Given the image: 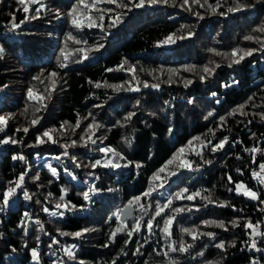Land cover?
I'll return each mask as SVG.
<instances>
[{"label":"trees","instance_id":"16d2710c","mask_svg":"<svg viewBox=\"0 0 264 264\" xmlns=\"http://www.w3.org/2000/svg\"><path fill=\"white\" fill-rule=\"evenodd\" d=\"M42 2L51 9H59L61 18L57 20L53 12L46 11L39 19L23 24L15 33L9 32L6 27L11 19L9 14H14L19 22L25 13L21 11L17 0L0 2V45L6 49L3 59H0V115L10 117L5 131L0 132V138L7 134L23 139V144L0 145V204L8 182L14 181L25 168H28V175L24 186L32 196L31 200L25 201L18 189L17 195L10 199L9 206L0 212V233H3L0 237V264H34L30 249L37 245V236L40 238V264H53V261L59 264L60 260H64L66 264H79L80 260L84 264H112V261H116V264H167L163 253L167 251L170 241L161 232L163 220L161 217L156 218L160 226H154V234L151 236L143 225L154 213L157 201L164 203L169 196L174 197L176 192L185 187L189 189V194L200 192L201 196L191 201L186 198L173 200L174 207L186 210L176 214L171 226V240L177 241V246L180 239L193 244L184 254L170 253L179 264H205L206 261L215 264V261L225 255L215 247L221 240L226 242L227 249L224 264H249L253 259L259 260L256 251L247 249L241 242L248 239L243 228L246 219L254 224L264 221V213L260 211L264 205L242 194L237 195L234 190L230 192L228 189H234L235 185L229 184L228 176L234 182L244 181L248 187L264 194V189L251 177L252 169H258V163L264 161V155L257 152V163L254 164L253 154L243 151L245 147L264 148V122L260 121L259 115H253L264 111V33L254 31L264 26V2L240 0L241 3L251 2L253 7L235 13H227V8L233 6L234 0H208L212 5L219 2L220 7L215 12L207 6L201 8L196 4H191L192 11H187L180 7L182 0H176L175 5L170 2L167 5L133 8L131 11L119 9L114 4H100V8L114 10L113 13L105 14L103 24L106 33H102L99 28L86 26L77 29L65 18V13L76 0ZM120 12L125 13L123 22L115 28H107L109 16ZM193 12H199L203 19H199ZM221 12L227 14L220 15ZM91 14L98 16L95 11ZM189 30L194 33L193 36L177 39L171 45L157 46L167 35L177 33L187 36ZM69 33L88 43L75 44L68 40ZM248 35L258 39L246 41L244 37ZM97 44H102L103 47L97 48ZM77 48L87 51L80 54L75 51ZM234 48L259 50L246 57L241 64L229 68L227 65L231 62L230 53ZM61 49L69 56L66 68L59 67L61 62H65ZM217 53L229 55L226 58ZM83 55L88 58L83 59ZM78 59L81 62L76 63ZM124 61H127L124 68L118 69L117 66ZM209 61H214L220 67L216 68L211 78L200 83L199 75L203 74V66L209 65ZM215 64L209 66L214 67ZM193 65L196 67L192 68ZM129 67L135 69L134 73L127 71ZM107 68H112L113 71L107 72ZM41 71L45 76L53 71L59 73L58 77L52 78L56 82L54 90L51 89L52 81L46 80L41 84L32 79ZM133 74L136 80L132 79ZM89 80L93 84H89ZM186 80H192L193 84L185 87ZM233 80H238L239 83L233 84ZM145 81L149 84L148 88L143 86ZM95 82H100L101 87L96 88ZM106 84L137 87L139 91L121 89L116 92L111 87H106ZM152 84H159V89L152 88ZM225 84L231 87H224ZM46 85L50 98L44 101L46 107L35 114L41 117L39 122L30 126V121L34 118L33 107L39 106V102L27 99V89L31 87L38 94L49 96V92H45ZM211 92H216L217 96L212 97ZM248 97L253 99L249 101ZM190 98L194 101L191 105L187 103ZM137 100L140 101L138 106ZM216 100L220 103L217 104ZM165 101L169 104L165 105ZM239 104H246V116L227 115ZM161 108L164 111H160ZM209 111L213 112V116L205 120ZM131 112L136 115L125 122L124 117ZM150 112L157 114L152 116L149 115ZM222 115L226 120L221 125L219 117ZM93 117L103 125L92 136L97 140L96 145L87 140L80 141ZM78 119L80 126L75 127ZM249 120L252 121L251 124L248 123ZM64 121L68 124L61 129L60 125ZM23 127H29L27 135L23 131H15ZM169 127L173 128L172 133L168 132ZM52 128L57 129L50 133L56 143L47 142V137H43L45 143L27 146L35 145L37 134ZM209 129L215 131V137ZM253 132L256 133V139L251 136ZM225 135L229 136V143L223 149L215 154L211 153L210 148L203 149L204 157L213 161L211 165H202L199 171L180 169L166 181L156 182L162 183L163 187H157L151 198L143 197L144 191L155 186L151 180L153 173L181 147L185 148V152L180 154L181 158H187L194 165L200 164V157L194 154L200 150V143L193 138L201 137L205 142L211 139L215 144ZM125 137L133 138L131 148L125 146ZM72 140H77L78 143L75 147L69 146L70 155L65 157L62 155L64 150L59 145H71ZM101 140L103 145L100 144ZM189 140L193 141L191 148L188 147ZM234 141L240 143H233ZM85 144L87 146H83ZM98 146L116 148L133 164L120 169L103 166L92 169L90 164L95 159L104 157L97 150ZM13 154L24 155L27 164L13 161ZM73 155L81 167L75 166L70 158ZM57 156H60L59 160L56 159ZM135 163H141L142 167L136 168ZM47 165L57 169L58 177L51 175ZM169 168L174 169L175 164ZM66 169L76 175L75 181L66 174ZM36 174H39V179L33 180L32 177ZM92 184L102 191L92 195L91 200L86 203L79 193L86 191ZM61 188L67 189L66 201H71L78 207L83 204L84 210L65 211L64 217L45 213L42 210L44 207H48L50 212L60 211L55 208V204L59 202ZM109 188L114 191H107ZM49 192L52 193L50 197ZM209 194L214 203L202 200V196ZM136 196L141 197L140 204L152 205L147 209L149 215H144L139 205H134V217L123 222L132 227L139 219L141 231L133 234L128 245L124 244L127 236L123 232L118 233L113 242H109L110 232L120 225L114 216L111 221L108 217L117 210L124 209ZM37 200L40 204L36 203ZM220 201H227L228 205H234L237 210L242 211H233L231 206H216ZM25 211L32 216L31 220H25L27 235L24 228L18 227ZM168 211L165 210L166 213ZM36 219L43 225V231L35 223ZM236 219L240 226L233 228L231 221ZM204 220H223L228 230L214 225L205 226L202 223ZM84 227L95 231L84 233L81 238L60 236L57 232L60 229L71 233ZM185 227L198 228L201 232L211 231L216 235L214 239L200 236L193 242L190 236L182 233L181 230ZM52 236L60 241V245L76 244L77 259L69 261L60 245H53L50 249L48 245ZM145 238L148 243H144ZM232 240L236 241V247L227 246ZM25 243L27 247H24ZM105 244L108 247H104ZM258 246L261 247L259 241ZM13 247L17 249L15 253L11 251ZM137 248H140V253L133 254ZM125 252L127 255H124ZM200 252L204 255H198Z\"/></svg>","mask_w":264,"mask_h":264},{"label":"snow or ice","instance_id":"6c2138e0","mask_svg":"<svg viewBox=\"0 0 264 264\" xmlns=\"http://www.w3.org/2000/svg\"><path fill=\"white\" fill-rule=\"evenodd\" d=\"M2 2V0H0ZM172 3L173 5L176 4V0H76L74 4H72L71 8L65 13V18L68 19V21L77 29H82L83 27H88V28H99L102 33H106L105 26L103 24V21L105 19V14L108 13H113L112 8H100L98 5L100 4H114L116 5L117 8L119 9H127L128 11H131L133 8L135 9H140L144 8L146 6L151 7L154 5H167L169 3ZM257 2H264V0H257ZM17 3L21 6V11L25 13V16L19 21H16V17L14 14L10 13L9 15L11 16V19L6 25L7 29L9 32L15 33L17 32L18 29L21 28L23 24L26 22H29L31 20H36L39 19L42 15V13L48 11V12H53L55 19H60L61 18V13L59 9H51L46 3H43L42 0H17ZM191 4H196L199 5L201 8L207 6V8L213 12L216 11L217 8L220 7L219 2H217L216 5H212L208 3V0H182V3L180 4V7L184 8L187 11H192L190 5ZM35 5V7H33ZM253 7V4L251 2L248 3H241L240 0H234L233 6H230L227 8V13H235L238 11H241L243 9L251 8ZM95 11L98 13V16H93L91 13ZM227 13L221 12L219 13L220 15H226ZM194 15H196L199 19H203V16L199 12H193ZM125 13L120 12L116 13L114 15L109 16V23L107 25V28H115L117 25L121 24L123 22ZM255 32H260L264 33V26H261L259 28L254 29ZM194 33L192 31L187 32V36L184 35H177V33H171L167 35L163 41H159L157 46L162 45H171L176 42L177 39H186L188 37L193 36ZM68 40L74 41L75 44H87L88 42L86 40H80L74 37L71 33L68 34ZM244 39L246 41H255L258 39V37H254L251 35L245 36ZM97 48L103 47L102 44H97ZM262 48H264V45H262ZM259 49L256 48H234L232 49L230 53L231 57V62L227 65L229 68H231L233 65H239L241 64L242 61L245 60L246 57L251 56L254 52L258 51ZM6 49L4 46L0 45V59H3L4 53ZM76 52L80 54H84L87 50L84 48H77L75 49ZM218 55H224L226 58L228 57L229 54H222V53H217ZM61 55L63 56V60L65 62H61L59 64L60 68H66L68 67L66 61L68 60L69 56L68 54L65 53L63 49H61ZM87 55H83V59H87ZM76 63L81 62L79 59L75 61ZM127 63V61H124L120 65H118V69H123L124 65ZM215 64L214 61H209V65ZM209 65L203 66L202 72L203 74L199 75V81L200 83H204L207 79L211 78L214 72L216 71V68L220 67L219 64H215L214 67H210ZM196 66L193 65L192 68H195ZM107 72H112V68H107ZM129 73H134L135 69L129 67L127 69ZM59 73L56 71L50 72L45 76V73L41 71V73L37 76H33L32 79L39 81L41 84H44L46 80L52 81V78L58 77ZM43 77V79H42ZM133 80H136V76L133 74L132 76ZM171 79V78H170ZM66 83V81H65ZM89 84H93V81L89 80ZM127 83V82H126ZM233 84H238V80H233ZM193 84L192 80H186L185 81V87H188L189 85ZM56 86V82L52 81L51 83V89L54 90ZM94 86L96 88H100L101 84L100 82H95ZM106 87H111L113 91L119 92L121 89L125 91H139V88L137 87H127L125 88L124 85H105ZM143 86L145 88L149 87V84L147 81L143 82ZM6 87V86H5ZM152 88L154 89H159L160 85L159 84H152ZM224 87H231L229 84H225ZM45 92H49V88L46 85L45 87ZM212 97H216L217 93L216 92H211ZM50 98V92L49 96H45L44 94H38L33 90V88L29 87L27 89V99L29 101H37L39 102V106H34L33 107V119L30 121V126H35L41 117L36 116V113H39L42 108L46 107V104L44 101L46 99ZM253 98L248 97V100L251 101ZM165 105H168L169 102L165 101ZM188 104H193L194 101L193 99H188L187 100ZM216 103L219 104L220 101L216 100ZM140 104V101H136V106ZM256 105H253L255 107ZM95 107H101V105H95ZM246 108V104H239L235 108H233L227 115L229 116H235L237 114L241 116H246L247 113L244 111ZM27 111V109H25ZM160 111H164V108H161ZM157 113L156 112H150L149 115L155 116ZM135 112L129 113L126 117H124L125 122L129 121L132 119L133 116H135ZM255 115H259L260 121L264 122V111H261L260 113H254ZM89 116H92V113H89ZM213 116V112L209 111L208 114L204 117L205 120H208L209 117ZM10 117L8 115H0V132H4L5 128L7 126V121ZM226 117L225 116H220L219 121L221 122V125L225 122ZM249 124L252 123L251 120L248 121ZM68 124L67 121H64L61 125L60 128L63 129L64 126ZM80 126V120L78 119L76 121L75 127ZM103 127V125L97 123L95 121V118L93 117L92 123H89L87 125V129H85V135L80 137V141H89L92 145L97 144V140L93 139L92 136L95 134V130ZM89 130L91 132L89 133ZM16 132L23 131L25 135L28 134L29 127H23L17 128L15 130ZM57 129L52 128V129H46L42 133L36 135L35 139V145H27L28 147H34L41 145L45 143L46 141L43 139V137H47V142L51 143H56L57 141L53 140V137L50 133L56 132ZM168 132L172 133L173 128L169 127ZM209 132L212 134L213 137H215V131L213 129H209ZM264 135V134H262ZM251 136L253 139H256V133H251ZM196 141H199L200 143V150L195 151V155L200 157V160L202 163L200 164H193L192 161L188 160L187 158H181L182 153L185 152V148L181 147L179 151L174 154L170 159L167 160V162L157 169L156 172L153 173L151 180L154 183L155 186H150L146 191L142 193L143 197L145 198H151L152 194L154 191L157 190V187H163L162 183H156L160 181H166L168 178L171 176L176 175V172L180 169H186L188 171H199L202 165H211L213 161L211 159H206L203 154V149L204 148H210L211 153L215 154L218 150H221L224 148L226 143H229V136L225 135L222 138L218 140L217 143L213 144L211 139H208L206 142L205 140H202L201 137H195L193 138ZM77 140H72L71 145H65V144H60L59 147L62 148L64 151L62 153L63 156L68 157L69 151L68 148L69 146L75 147L77 145ZM103 140L100 141V144L103 145ZM133 143V138L131 137H125V146L128 148H131ZM233 143H240V141H234ZM18 145V144H23V139H16L14 136L10 135H5L3 138H0V145ZM193 144L192 140L188 141V147L191 148ZM83 146H87L86 144ZM97 150L99 153L104 154L103 159H95L94 162L90 164V167L92 169H95L97 166H103L105 168H111V169H120V168H127L129 165L133 164V161L128 160L127 157L120 151H118L116 148L111 147V146H98ZM244 152H250L253 154L252 158V163L256 164L255 160V154L257 152H260L261 155H264V148H259V147H245L243 149ZM75 163V166L77 168L81 167L79 163H76V157L73 155L70 157ZM237 159H240V156L236 157ZM11 159L13 161H20L25 164H27L26 157L22 154H13ZM57 160L60 159V156L56 157ZM124 161L122 164L121 162ZM175 164L174 169H170L169 166ZM88 166V165H86ZM49 172L53 177H58V171L55 167L51 165H47ZM136 168L142 167L141 163H135ZM258 169L257 171L255 168L252 169L251 171V177L255 180H257L258 184L261 186H264V161L258 163ZM167 170V171H166ZM237 171L243 175V172L240 169H237ZM66 174L71 177L73 181L77 179L76 175H74L72 172L65 170ZM161 174H165L162 176ZM28 175V168H25L23 171L19 173L17 178L12 181L10 180L8 182V186L6 189L3 191L2 194V204H0V212H3L8 206L10 199L15 197L17 195V190L19 189L20 192L23 194V199L25 201H29L32 199V196L29 194L27 188L24 186L25 185V177ZM91 175V173H89ZM33 180L39 179V174H36V176L32 177ZM96 179H99V177H96ZM228 182L229 184L235 185L234 189L229 188L228 190L235 191L237 195H243L246 198L252 200V201H258L259 204L264 205V194L259 193L252 188L248 187L244 181H233V178L229 175L228 176ZM51 183V181H49ZM102 189L97 187L96 185L92 184L88 187L86 191H82L79 193L80 195L83 196V200L87 203L91 200L92 195L97 194L101 192ZM107 191L112 192L114 189L109 188ZM67 193V189L61 188V194L59 196V202L55 204V208L60 211H52L50 212L48 207H44L42 210L45 213H49L52 216H59V217H64L65 211L67 212H75V211H82L84 210L85 205H80L79 207L76 204H73L71 201H66L65 200V195ZM52 195L51 192L48 193V196L50 197ZM201 196L200 192H192L189 194V189L187 187L183 188L181 191H178L175 193V196H169L166 200V202L161 203L157 201L155 203V208H154V213L151 215V218H149L146 223L143 225V227L146 228L149 236L153 235V229L155 227H159V221H156L157 217H161L163 220V227L161 228V232L164 235V238L169 240L170 243L167 244V251L163 253V255L167 258V264H179L178 260L170 255V253H179V254H184L188 252L192 247V243H187L183 239H180L178 242L177 246V241L171 240L172 237V231H171V226L173 225V222L176 219V214H180L184 212L186 209L178 208L173 206V200L174 199H180V198H186L187 200L191 201L195 197ZM202 200L207 201L208 203H214V201L211 198V194L205 195L201 197ZM47 199V197H46ZM140 196L133 197L132 200L129 201L127 207H132L134 205H139V207L144 211V215H149L148 213V208L152 207L151 204L149 205H144L140 204ZM37 204H40V201H36ZM216 206L218 207H225V206H231L233 208V211H242V209L237 210L234 205H228L227 201H220ZM126 208L124 209H119L116 212L112 214V216L108 217V220L111 221L113 216L115 217V220L119 223L120 226L116 227L113 229L109 236L108 240L109 242H113L117 236L118 233H125L127 236V239L124 241L125 245H128L129 242L132 240L133 234L134 233H139L141 231L142 225L140 220L138 219L137 222L132 226L129 227L127 224L123 222V213H125ZM63 209V210H61ZM168 209L169 211L166 213L165 210ZM190 210V209H188ZM260 211L264 213V207L260 208ZM163 214V215H162ZM32 216L25 211L21 217L20 223L18 227L24 228L25 235H27V228L25 226V220H31ZM154 221H156V224L154 225ZM35 223L38 225L39 229L43 231V225L41 224L39 219L35 220ZM202 223L205 226H216L219 228L224 229L225 231L228 230V228L225 225V222L223 220H204ZM231 225L233 228L239 227V220H232ZM264 221H258L255 224L250 220L246 219L245 222L243 223V228L245 230V233L248 237V239L242 241L241 243L249 250L256 251V252H264V248L258 246V241L259 242H264ZM248 229H251V232H248ZM90 231H95V229H91L88 227H84L78 231L75 232H65L61 231L60 229H57V232L60 236H71L73 238H81L84 233H88ZM182 233L185 235H188L192 238V241L195 242L196 240L199 239L200 236H206L210 239L215 238V233L208 231V232H201L199 231L198 228H183ZM45 235H48V233H45ZM3 236V233H0V237ZM37 245L35 247H32L30 249V255H31V260L34 262V264H40V252L38 251L39 248V241L40 238L37 236ZM148 239H144V243H148ZM53 245H60V241L55 237H51V243L48 245V247L51 249ZM228 247H236V241L232 240L231 242L228 243ZM24 247H27V244H24ZM77 245L76 244H69V245H60V249L64 252L65 256L69 261H75L77 259L76 256V249ZM104 247H108V244H105ZM215 247L221 251L222 254H225L222 256L219 260L215 261V264H224V259L226 258V242L221 240L219 243L215 244ZM13 253L17 251L15 247L11 249ZM140 253V248H137L133 254H139ZM158 255L160 254L159 252L157 253ZM124 255H127L125 252ZM198 255L203 256L204 253L200 252ZM53 264H57L56 261H53ZM59 264H66L64 260H60ZM79 264H84L83 260L79 261ZM112 264H116V261H112ZM205 264H213L211 261H206ZM249 264H260V261L258 260H251Z\"/></svg>","mask_w":264,"mask_h":264},{"label":"water","instance_id":"95a60500","mask_svg":"<svg viewBox=\"0 0 264 264\" xmlns=\"http://www.w3.org/2000/svg\"><path fill=\"white\" fill-rule=\"evenodd\" d=\"M122 215H123V221H130L134 217L133 208L127 207L125 213H123Z\"/></svg>","mask_w":264,"mask_h":264},{"label":"built area","instance_id":"2783aa9c","mask_svg":"<svg viewBox=\"0 0 264 264\" xmlns=\"http://www.w3.org/2000/svg\"><path fill=\"white\" fill-rule=\"evenodd\" d=\"M257 171H259V169H257ZM256 182H257V180H256ZM260 187L264 189V186L260 185ZM261 247L264 248V242H261ZM256 257L259 258L258 261H260V264H264V252H256ZM261 259H263V261Z\"/></svg>","mask_w":264,"mask_h":264}]
</instances>
